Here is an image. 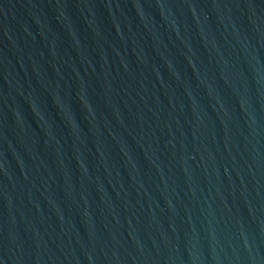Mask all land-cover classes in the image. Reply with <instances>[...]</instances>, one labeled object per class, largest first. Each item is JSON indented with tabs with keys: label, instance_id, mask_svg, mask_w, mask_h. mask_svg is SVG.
<instances>
[{
	"label": "water",
	"instance_id": "1",
	"mask_svg": "<svg viewBox=\"0 0 264 264\" xmlns=\"http://www.w3.org/2000/svg\"><path fill=\"white\" fill-rule=\"evenodd\" d=\"M0 264H264V0H0Z\"/></svg>",
	"mask_w": 264,
	"mask_h": 264
}]
</instances>
